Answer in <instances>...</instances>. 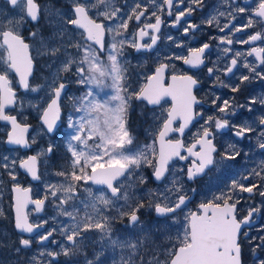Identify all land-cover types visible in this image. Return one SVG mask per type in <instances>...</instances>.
Returning <instances> with one entry per match:
<instances>
[{"label":"snow or ice","instance_id":"1","mask_svg":"<svg viewBox=\"0 0 264 264\" xmlns=\"http://www.w3.org/2000/svg\"><path fill=\"white\" fill-rule=\"evenodd\" d=\"M184 3L185 0H135L131 10L125 12L124 7L115 6L113 0H69L64 7H57L55 0L45 5L39 0H3L4 6L0 7V66H3L0 69V121L11 126L4 143L17 149L30 148L38 136H53L59 130L61 104L70 85L74 82L85 89L79 96L69 97L72 111L67 117L70 132L64 141V165L51 173L61 179L44 183L43 196L32 199L31 189L19 183V173L23 170L33 181H40V165L46 159L55 158L58 144L50 139L46 147L23 158L0 155V180L7 175L11 182L13 224L20 234L18 246L15 242L8 246L17 256L31 251L34 241L44 246L26 257L25 264H58L61 256L66 258L64 264H105L107 258L111 259V264H244L245 246L249 249L251 264H264V225L257 228L256 235H250L254 217L261 212V207L249 205L247 214L242 217L237 208L241 199L238 193H248L249 199L255 193L264 197L261 190L264 189V161L239 179L234 178L226 190L200 203L197 211L185 214L182 226L180 214L189 196L185 170L177 166V161L194 158L186 170V180L193 181L209 166H224L225 162L240 156L236 143L249 134L256 136V147L264 151V111L239 124L230 120L241 109L252 114L257 111L255 105L264 108V96L250 97L246 104H236L232 99L218 103L221 98L216 96L212 105L219 115L204 120L195 142L184 148L182 140L167 137L171 132L183 134L192 120L201 116L193 111V106L201 103L194 94L199 81L194 75L173 74L172 83L165 86L168 63H160L153 74L145 77L147 83L139 89L130 78L125 48L153 49L161 39L164 14L171 17L175 10L172 26L176 27L203 7V0H187L188 6L181 8ZM241 15L247 16V23L237 26L233 21ZM220 17L226 21L222 25ZM142 18L154 22L144 23L136 32V38H129V22L135 19L139 23ZM42 20L44 27H40ZM205 23L215 26L222 34L215 38L222 56L208 68L210 77L215 76L220 86L232 93L239 92L241 86L253 78L264 81V67L258 68L247 60L254 56L259 66H264V46H256L258 41L264 44V0H258L255 7L249 3L240 5L237 0H220ZM27 24L33 25L34 30L25 37L21 29ZM252 28L258 30L246 40L235 39L236 33ZM198 29L199 25L188 23L183 32L194 36ZM106 36L111 38L110 43ZM146 36L151 43H141ZM167 39L177 48L187 47L175 42L170 35ZM235 43L250 45V48L240 52L233 49ZM209 48L208 43L198 48L188 47L187 55L173 54L166 59L182 61L196 69L204 64ZM229 55L230 62L221 69L219 63ZM242 58V66L249 74H241L238 84L222 81L217 73L234 76V69H239ZM40 60L48 74L42 84L33 86L29 78ZM11 72L19 78V88L24 92H45V103L28 102L40 121V131L31 141L25 136L29 125L19 119L23 113H6V108L18 103ZM164 97H171V109L166 118L163 113L159 117L153 114V124L146 130V141L150 142L138 145L128 125L134 102L159 105ZM19 106L24 107L22 99ZM178 117L181 123L174 128L173 122ZM221 130H231L237 139L228 143L217 159L214 154L218 149L213 141ZM181 149L188 155H182ZM144 169H151L150 175L145 174ZM253 179L257 182H252ZM89 182L102 187L93 191L87 186ZM153 182L156 186L144 191V187ZM49 203L57 214L50 218L51 226L49 219L40 216ZM29 204L34 206L35 220L25 211ZM145 213L151 218L150 223L142 220ZM3 215L0 209V216ZM58 217L64 219L57 222ZM117 224L123 226L122 231L115 227ZM54 235H59L62 242L54 239ZM160 240L166 244L158 243ZM90 243L94 248L99 246L91 257L87 251ZM48 244L56 248L49 250Z\"/></svg>","mask_w":264,"mask_h":264},{"label":"flooded vegetation","instance_id":"2","mask_svg":"<svg viewBox=\"0 0 264 264\" xmlns=\"http://www.w3.org/2000/svg\"><path fill=\"white\" fill-rule=\"evenodd\" d=\"M39 2L42 5L49 4L51 3L50 1L47 0H39ZM53 2V0H52ZM69 0H55V3H57V7H64ZM258 0H237V3L240 5H243L244 3H249L251 4L252 7H255L256 3ZM113 3L115 6H121L124 7L125 12H129L131 10V7L134 6L135 0H113ZM220 0H203V7L202 8H197L195 12L190 17H187L186 22H184L182 25H177L176 27L172 26V21L175 20V10L173 12V15L171 17L167 16V14H164L162 16V19L164 20V23L161 26V39L157 42V45L154 46L153 49L149 50H142V51H137L134 48H125V53H126V59L130 64V73H131V80L133 82V86L136 87V89H139L143 84L147 83L146 81V76L151 75L154 73L155 68L160 64V63H168L169 67L164 73V83L165 86H167L170 81H171V76L173 74L176 75H181V74H189V75H194V78H196L199 83L196 89H194V94L197 96V99L201 101L200 104L194 105L193 106V111L194 113H201V116H196L192 122L188 125V127L185 129L183 134H180L178 132H171V134L167 137L168 139L176 140L180 139L182 140L184 144V148H187L191 146L194 142L195 139L197 138V133L201 129V126L204 124V120H206L209 116L213 115H219L216 112L215 107L212 105V100L216 98V96H219L221 99L218 101V103H222L223 100L225 99H232L236 104H246L247 101L249 100L250 97L256 96H264V81H261L259 79L253 78L251 82H245L244 85L241 86L240 91L237 93H232L230 89L224 88L220 86V83L216 81L215 76L210 77L208 75V68L213 67L214 64L217 62L218 57L222 56V52L220 51V48L218 47L219 41L215 39L216 37L222 35L218 29L215 26H208L205 21L209 18L210 14L214 12V10L217 8L219 5ZM188 3L187 0H185V3L181 5V8L187 7ZM220 23L221 25L225 23V18L220 17ZM148 22H154L152 19H145L142 18L141 21L138 23L135 19L129 22V29L127 32V35L129 38H136L135 34L138 31V29L144 24ZM188 23H193L199 25V29L195 31L194 36L192 34L185 35L183 32V28L187 27ZM234 24L237 26H241L245 23H247V16L241 15L238 16L237 20L233 21ZM40 25H44V21H41ZM30 27V31L32 30L33 25H27V29ZM257 28H252V29H245L242 32L236 33L235 34V39L237 40H246L250 34L253 32L257 31ZM25 30L22 31L24 33ZM28 32V34H29ZM172 36L174 38V41L177 43H183L187 45V47L184 48H177L175 43L173 41H169L167 39V36ZM28 37V36H26ZM108 36L105 37L106 41L109 42ZM141 43H151L150 37L146 36L143 38ZM204 43H208L210 45V48L206 50L205 55H204V64L201 65L199 68L196 69H191L189 66L184 65L182 61L178 60H168L166 57H171L173 54H179V55H187L188 47H194L198 48L202 46ZM256 46H264V44H261L259 41L256 42ZM234 50H238L240 52H246L250 48V45H244L240 43H235L233 46ZM231 59V55H229L227 60H222L219 63V67L223 69L225 67V64L229 63ZM248 61L253 62L255 65L259 67H264V66H259V62L255 60V57H247ZM243 62L244 59H241V66L239 69H234L235 75L232 76L231 74L229 76H224L223 72L217 73L221 80L224 81L225 83H239L238 77L241 74H249L247 72V69L243 68ZM34 75V73H33ZM172 82V81H171ZM73 87L70 85L69 89L67 92L70 90V88ZM18 94V93H17ZM64 99V98H63ZM136 103V102H134ZM137 104H140L143 108V110L146 111H154L157 113V117L163 113L164 117L166 118L167 116V111L170 110L172 106V101L170 99H164L161 101V103L157 106L154 107H148L146 104H141L140 102H137ZM256 108V112L249 114L245 109H241L236 117H231L232 119H254L256 116L259 115L261 111H264V108H261L259 104L254 106ZM63 110L62 109V104H61V111H62V116L61 120L63 117ZM7 113V112H6ZM34 120L30 121L27 119V124L30 126V132L28 134V139L31 141V134L33 132V125H34ZM62 123V122H61ZM162 123V122H161ZM181 121L179 117L173 122V127L178 128L180 125ZM214 128V125H213ZM158 130V129H157ZM229 135L230 138L234 141H236L237 138L233 137L232 131L231 130H221L220 133H217L214 139V144L216 145L218 152L221 153L223 149V139L222 143L220 142V139L218 138L221 136ZM251 135V134H249ZM5 140V139H4ZM243 140H240L241 142ZM239 145V144H238ZM5 146V143H4ZM244 146L250 147L252 149V145L249 143L248 145L245 144ZM246 147V148H247ZM5 148H7L5 146ZM34 146L32 144L31 148L28 151H22L20 148L18 149L22 153L25 154L24 157L27 155H33L34 152ZM244 148V147H243ZM16 149V148H15ZM196 150H199V147H197ZM241 151V149L239 150ZM255 153V154H254ZM181 154L187 156L188 153L184 150L181 149ZM242 154V151H241ZM216 156V154H214ZM249 158H251V162L249 163H243V161H240V165L243 167L245 165H254V155L258 157L264 158V151L258 150V151H251V154H248ZM192 159L194 158H189L186 161H177V165L182 167L185 170L188 168V166L191 164ZM51 161V160H50ZM234 162V163H233ZM230 162L232 167L227 168V166L224 167L223 173L221 169V173L218 175L219 179V188L220 191H222V187H225L227 183L231 182L234 178L236 179V172L239 169V167L236 166L238 163V157L233 161ZM213 166H210V168L206 169L205 172L203 173L202 176L196 177L193 181H187L186 180V175H185V182L191 187V191L188 194V196H191L190 201L187 203L186 208L184 209L183 212L185 211H197L198 210V205L202 202V199H197L198 197V192H197V185L200 183H203L205 178L208 176V174L211 172L210 170L212 169ZM41 172V171H40ZM151 173V172H150ZM242 173L243 170H242ZM21 177V186L25 187L26 182H30L31 184H37L40 181L36 183H32L30 179L27 177V175L23 172L19 173ZM10 181L6 178L4 175L2 177V180H0V193L3 192V190L7 189L6 194L8 193V189L10 191L11 189V184L9 183ZM255 182H257L255 180ZM154 183V182H153ZM7 185V187H4V185ZM206 185V183L204 184ZM25 188H30L31 189V198L36 199L37 197L34 196L33 190L31 187H25ZM194 190V191H193ZM264 190V189H261ZM202 192H204L202 190ZM243 194V200H240V203L237 205L238 208V215L240 217L244 216L247 214L249 205H255L261 207V212L256 214L254 217V224L251 227L250 235L254 231H257V228L261 225H264V197H261L258 193H255L251 199H249V194L248 193H242ZM10 196V202H11V191L9 193ZM8 198V197H7ZM49 204L46 206L45 210L42 212L40 216L45 217L46 213L49 214L50 211L48 210ZM11 209V207H10ZM27 212L30 213V219L35 220L36 216L33 215V207L30 206L27 209ZM12 214V213H11ZM12 220V217H11ZM1 225V221H0ZM12 227H13V220H12ZM1 228H0V242L2 241V236H1ZM248 230V229H245ZM13 233L15 234V238L17 240V245L18 246V240L20 238L19 235L16 234V231L13 228ZM90 236H93V234H89ZM94 237V236H93ZM247 242L245 241V245ZM50 246H54L51 244H48L47 247L49 249ZM42 248L44 246H38L35 241L33 242L32 249L33 248ZM246 248V246H245ZM88 254L91 257L93 252V246L88 245L87 248ZM21 259H23V262L20 264H25V257L23 255H20ZM83 259L82 257H80ZM0 264H2V256L0 252ZM244 264H251V260L244 259Z\"/></svg>","mask_w":264,"mask_h":264},{"label":"rangeland","instance_id":"3","mask_svg":"<svg viewBox=\"0 0 264 264\" xmlns=\"http://www.w3.org/2000/svg\"><path fill=\"white\" fill-rule=\"evenodd\" d=\"M47 1L52 2V0H47ZM56 5H58V4L56 3ZM3 6H4L3 0H0V7H3ZM27 25H30V24H27ZM27 25H25L21 29V31L25 30V32L23 33V35L25 37L27 36V34L30 30V27L27 29ZM40 27H44V25L43 26L40 25ZM32 30H34V26L32 27ZM110 40H111V38H109V43H110ZM43 63H44L43 60H40L34 68V75L30 79V84L33 86L38 85V84H42L44 82V77L48 74L47 69L43 67ZM2 67L3 66H0V69H2ZM9 75H10V79L12 80L13 87L17 90V93H18L17 94L18 103L12 110H9L7 112V114L18 115L19 112H22L23 115L19 116V119L22 123H27V119H29L30 121L34 120L33 132L31 134V138L33 136H37V133L40 131V124L38 122L39 117H38L37 112L34 109H32L31 107H29L28 102L31 101L34 104L45 103L43 100V97L45 96V92H40L39 94L20 92L18 90L19 89L18 83H17L15 76L12 74V72ZM71 86H73V87L70 88V90L67 92V95L64 96V99L62 101V109H64V110H63L62 123H61V126L58 128L59 129L58 132L55 133L51 137H49V136H42V137L38 136L37 142L35 144H33V146H34L33 154L38 152L40 150V148L46 147V145L49 143L50 139L59 145V147L57 148L56 154H55V158L51 159V161L46 159L43 163H41L40 171H41L42 179L40 180V182L33 185L28 181L25 184V187H31L32 188V190H33L32 192H33L34 196L37 198L44 195V193H43L44 183H55L61 179L59 177H55V176L51 175V173L53 172V165H51V163L53 160H59L60 158H63L65 156L64 141H65L66 135L70 132V130L67 128V117H68L69 113L72 111V102L69 99V97L79 96L83 91H85V89L79 88V86H77L74 82L71 84ZM104 91H107V90L105 89ZM102 94L103 93L101 92V95ZM20 99H22L24 101V107L23 108H20V106H19V100ZM153 114H155V116H157L156 112H154V111H149V112L146 111L145 112L140 104H137V102L134 103L133 109L131 110V114H130L129 118H130V122H131V128L133 129L131 131H132V133L135 137V141L138 145H142L145 142H150V141H146V136H147L146 130L149 128L150 125L153 124ZM230 120L232 123L239 124L242 121H244L245 119H236L235 120V119L230 118ZM128 124H129V121H128ZM157 129H158V127H157ZM8 130H9V128L7 125L0 124V155H10L13 157L19 156V157L23 158L25 156V154L22 153L21 151H19L17 148L16 149L5 148L4 139H5V136H6V133L8 132ZM218 138L220 139L221 143H222V139H223L222 152L227 148L228 143L236 142V141L232 140L229 135L223 136L222 138H221V136H219ZM89 143H90V145H94V142H89ZM249 143L252 145V149H250V147L244 146L245 144L248 145ZM236 147H237V150L241 149V151H242V154L240 156H238V163L236 164V166L239 167V169L237 170L235 177H236V179H239L242 174L246 175L253 168L257 167L262 161H264V158L254 155V158H253L254 159L253 163H255L254 165H252V166L245 165L243 167L240 165V161L245 160L244 152H246L247 154H251V151L254 152V151L260 150L256 147V136L255 135L251 134V135H249L248 138L243 139V141L236 143ZM61 154L63 157L61 156ZM216 158L219 159V152L216 153ZM248 160L250 163L251 158H249ZM230 162H233V161L225 162L224 166H213L212 167V169L210 170L211 172L205 178L204 182L197 185V192H198L197 199L198 198L202 199L201 201L210 200V199H212V197L214 195H218L221 192L220 189L218 190V188H219L218 175L221 173V169H222V173H223L225 166H227V168L232 167ZM57 165L59 167H61L60 164H57ZM178 167H180V166H178ZM242 170L244 173H242ZM144 171H145V174L150 175L151 169H144ZM5 176L9 180L7 175H5ZM18 179H19V183H21L22 180H21L20 175H19ZM252 182H255V179H253ZM9 183L11 184V182H9ZM205 183H206V185H204ZM243 183L248 184V181H243ZM230 184H231V182L227 183V185L225 187H222V190H226ZM87 186L91 187L93 189V191L100 189V188H94L89 183ZM155 186H156L155 183H149L146 187H144V191H147L148 188H154ZM185 188L187 190V193L189 194L191 191V187L186 182H185ZM202 190L204 192H202ZM6 192H7V189L3 190V192L0 193V209H2L4 211V215L0 216V221H1L0 228L2 229L1 230V236H7L6 231L3 230V227H4V223L6 222L7 218L9 217L8 214L10 212L9 209L11 207L9 189H8L7 194H6ZM141 194H143V193H141ZM238 196L241 198L240 200H243L244 197H243L242 193H238ZM48 210L50 211V213L49 214L46 213V216L44 218L50 220V226H51L52 221L50 218L56 217L57 214H56V211L53 209V207L50 203H49ZM188 212L189 211H185V212H182L180 214L181 226L183 224V217ZM141 218L146 223L151 222V218L146 213ZM63 219H64L63 217H58L57 222H59V220H63ZM115 227L118 230H121V231L123 230V226L120 224H117ZM180 230H182V228ZM174 233H175V230H174ZM256 234H257V231H254L253 233H251V235H256ZM53 238L56 239L57 241H61V237L59 235H54ZM93 238H95V237H93ZM158 243H165L166 244V241L160 240V241H158ZM89 245L93 246L91 243ZM98 247H99L98 245L96 246V248L93 247V250H97ZM55 248H56L55 245L50 246L49 250H52ZM39 250H40L39 247L33 248V249H31V251L22 252L20 255H23V257H25V259H26V257L36 254ZM109 256H111V253L109 254ZM65 259L66 258H64L62 256L59 257L58 264H60V263L64 264ZM79 259L82 261L81 258H79ZM116 259L117 260L119 259V255L116 256ZM244 259L251 260L249 249L247 247L245 248ZM105 264H111V259L110 258L105 259Z\"/></svg>","mask_w":264,"mask_h":264},{"label":"trees","instance_id":"4","mask_svg":"<svg viewBox=\"0 0 264 264\" xmlns=\"http://www.w3.org/2000/svg\"><path fill=\"white\" fill-rule=\"evenodd\" d=\"M38 64V63H37ZM131 114V112H130ZM130 116V115H129ZM129 124L130 125V129L133 130L131 128V122H130V118H129ZM61 153V152H60ZM62 156V154H61ZM63 157V156H62ZM57 164H60L61 166L64 165V159L60 158L59 160H53L51 165H53V171L58 169L59 166ZM9 217L7 218L6 222L4 223V227L3 230L6 231V235L7 236H2V244H0V252H1V256H2V264H19L23 262V259H21V256H17L14 251L12 250L11 247H9L8 245H12L15 242V245H17V240L15 238V234L13 233V227H12V214H11V209H9ZM62 264V263H60Z\"/></svg>","mask_w":264,"mask_h":264},{"label":"water","instance_id":"5","mask_svg":"<svg viewBox=\"0 0 264 264\" xmlns=\"http://www.w3.org/2000/svg\"><path fill=\"white\" fill-rule=\"evenodd\" d=\"M12 74L15 76V78H16V80H17V83H18V77L16 76V74L14 73V72H12ZM32 77V76H31ZM31 77L29 78V80L31 79ZM170 83H172L171 81H170ZM169 83V84H170ZM18 88H19V84H18ZM17 91V90H16ZM19 91L20 92H24L22 89H20L19 88ZM164 99H170L171 100V97H164L162 100H164ZM161 100V101H162ZM172 101V100H171ZM154 106H157V105H148V107H154ZM14 107H8V108H6V112L7 111H9V110H11V109H13ZM171 109V108H170ZM61 116H62V111H61ZM38 122H39V124H40V121H39V119H38ZM0 124H4V125H8L9 126V130H10V128H11V126H10V124H8L7 122H5V121H0ZM60 125H61V118H60V120L57 122V127H60ZM30 126H29V130H28V132L27 133H25V136H26V138H28V134H29V132H30ZM8 130V131H9ZM171 133H169V135H170ZM7 139V134H6V138H5V140ZM4 140V141H5ZM5 146L7 147V148H16V146H13V145H8V144H6L5 143ZM31 148V147H30ZM30 148H20L22 151H28ZM208 168H210V166L208 167ZM208 168H206V169H208ZM205 169V170H206ZM20 172H23V170H20ZM24 173V172H23ZM26 174V173H25ZM27 175V174H26ZM203 175V173L202 174H200L199 176H197V177H200V176H202ZM29 179H30V181L32 182V183H36V182H38V181H33L32 179H31V177H29V176H27ZM89 184H91V182H89ZM94 188H101L102 186H99V185H93V184H91ZM31 192V191H30ZM29 195L31 196V193H29ZM190 199H191V196L189 197V200H188V202L190 201ZM11 202H12V193H11ZM187 202V203H188ZM30 206H32L33 208H34V206L33 205H31V204H29L28 205V207L25 209V211H27V209L30 207ZM11 213H12V220H13V216H14V213H13V211H12V208H11ZM42 213H40V215H41ZM33 215H35L34 213H33ZM13 228H14V224H13ZM14 230H15V228H14ZM16 231V230H15ZM16 234L17 235H19L20 236V234H18L17 232H16ZM25 235H27V234H25ZM33 235H35V234H33ZM58 260H59V258H58Z\"/></svg>","mask_w":264,"mask_h":264},{"label":"bare ground","instance_id":"6","mask_svg":"<svg viewBox=\"0 0 264 264\" xmlns=\"http://www.w3.org/2000/svg\"><path fill=\"white\" fill-rule=\"evenodd\" d=\"M246 152H244V157H245V160L243 161V163H248V159H249V155H245Z\"/></svg>","mask_w":264,"mask_h":264}]
</instances>
